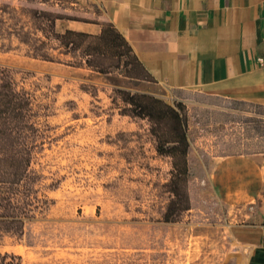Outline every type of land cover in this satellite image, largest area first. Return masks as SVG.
<instances>
[{
	"label": "rangeland",
	"instance_id": "obj_1",
	"mask_svg": "<svg viewBox=\"0 0 264 264\" xmlns=\"http://www.w3.org/2000/svg\"><path fill=\"white\" fill-rule=\"evenodd\" d=\"M33 10L105 21L99 0H0V66L49 110L33 166L51 201L23 235L0 232V254L18 264H244L249 210L218 199L205 172L222 158L264 153V107L202 92L175 98L155 79L132 82L121 70L99 75L54 41L48 53L61 63L33 58V40L42 39ZM70 21L57 20L55 31ZM120 88L185 107L189 210L177 222L163 220L171 158L156 152L147 120L122 114Z\"/></svg>",
	"mask_w": 264,
	"mask_h": 264
},
{
	"label": "crops",
	"instance_id": "obj_2",
	"mask_svg": "<svg viewBox=\"0 0 264 264\" xmlns=\"http://www.w3.org/2000/svg\"><path fill=\"white\" fill-rule=\"evenodd\" d=\"M158 84L175 98L202 92L264 107V0H99ZM74 31L100 26L67 22ZM206 180L225 205L248 209L244 264H264V153L211 163Z\"/></svg>",
	"mask_w": 264,
	"mask_h": 264
},
{
	"label": "trees",
	"instance_id": "obj_3",
	"mask_svg": "<svg viewBox=\"0 0 264 264\" xmlns=\"http://www.w3.org/2000/svg\"><path fill=\"white\" fill-rule=\"evenodd\" d=\"M30 18L42 39L23 35L24 42L33 40V58L56 62L48 53L54 41L59 54L78 57L77 65L85 66L99 75H110L121 70V76L132 82H150L153 77L135 55L132 47L115 26L109 22L79 21L53 12L33 10ZM72 20L100 26V33L66 29L57 33V20ZM124 105L122 114L149 122L159 155L171 158L172 171L165 185L169 193L163 220L179 221L189 210L187 195L188 140L186 113L182 103L171 106L154 96L120 89L113 91ZM48 107L34 102L33 96L19 88L14 71L0 66V232L15 236L24 233L27 223L42 215L51 201L42 193L43 175L34 168V160L46 144L44 119ZM20 257L0 254V264H18Z\"/></svg>",
	"mask_w": 264,
	"mask_h": 264
},
{
	"label": "built area",
	"instance_id": "obj_4",
	"mask_svg": "<svg viewBox=\"0 0 264 264\" xmlns=\"http://www.w3.org/2000/svg\"><path fill=\"white\" fill-rule=\"evenodd\" d=\"M257 63L259 66H264V58L257 59Z\"/></svg>",
	"mask_w": 264,
	"mask_h": 264
}]
</instances>
